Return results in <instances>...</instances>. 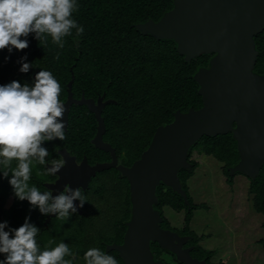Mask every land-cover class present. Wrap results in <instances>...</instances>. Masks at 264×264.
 Instances as JSON below:
<instances>
[{
    "label": "trees",
    "instance_id": "trees-1",
    "mask_svg": "<svg viewBox=\"0 0 264 264\" xmlns=\"http://www.w3.org/2000/svg\"><path fill=\"white\" fill-rule=\"evenodd\" d=\"M172 7L173 0H0V114L19 109L29 116L37 113L35 73L47 80L51 98H63L73 67L74 86H82L88 96L105 95L115 101L106 107L108 141L118 147L120 155L125 153L130 164L135 162L149 147L157 128L171 123L175 112L203 106L194 75L209 65L212 56L186 62L174 41L156 40L135 28L150 19L160 20ZM256 44L259 56L255 71L263 75L264 31L256 36ZM82 110L87 109L73 107L71 112L70 131L75 135L81 130L74 112ZM92 136L90 133L86 138V147L91 148ZM234 145L229 134L203 137L191 148L189 158L198 151L230 166L233 155L229 152ZM100 155L104 153L100 151ZM198 167L199 163L192 161V167L179 174L190 205L161 185L155 206L162 212L164 207L184 212L185 225L180 234L193 236V244L197 238L190 223L196 206L188 181ZM252 189L257 193L256 208L264 212V169ZM163 218L161 227L176 231L166 216ZM125 230L116 229L111 239L119 241ZM9 231L18 237L28 235L24 229ZM78 233L72 228L53 230L63 239ZM152 251L155 259H160L164 251L168 253L157 243L152 244ZM197 253L209 263L208 252L197 246ZM49 262L62 264L61 260Z\"/></svg>",
    "mask_w": 264,
    "mask_h": 264
},
{
    "label": "water",
    "instance_id": "water-1",
    "mask_svg": "<svg viewBox=\"0 0 264 264\" xmlns=\"http://www.w3.org/2000/svg\"><path fill=\"white\" fill-rule=\"evenodd\" d=\"M135 28L156 40L174 41L186 62L203 55L212 57L209 66L194 75L203 106L175 112L173 121L157 128L149 147L131 167L118 165L115 150L103 141L105 124L101 112L115 101L104 102L101 97L97 104L85 99L76 102L71 92L74 75L68 83V99L58 107L44 95L47 81H39L33 75L39 85L36 94L39 110L48 119L25 124L21 112H6L0 114V122L10 120L33 132H60V128L67 129L73 104L87 106L99 121L92 144L111 153L113 161L92 168L84 162L83 173L87 178L84 189L97 172L111 168H116L130 185L132 217L124 242L107 247V251L117 250L124 264H166L155 259L152 244L157 243L180 264H208L191 255L193 248H185L191 237L161 227L164 218L155 208L159 201L157 192L164 185L190 205L179 174L191 168L190 150L203 137L232 134L241 161L231 169V175L240 172L255 179L260 173L264 163V74L256 73L255 67L259 56L256 36L264 31V0H173L172 9L160 20L150 19ZM17 133L24 132L15 129L7 140ZM56 212L57 206L51 215Z\"/></svg>",
    "mask_w": 264,
    "mask_h": 264
},
{
    "label": "flooded vegetation",
    "instance_id": "flooded-vegetation-1",
    "mask_svg": "<svg viewBox=\"0 0 264 264\" xmlns=\"http://www.w3.org/2000/svg\"><path fill=\"white\" fill-rule=\"evenodd\" d=\"M72 68H70L72 72L71 79L74 75ZM33 75H36V79H39V81L46 80L38 78L37 73ZM68 83L65 86V96L63 98H51L50 94L52 92L49 90L47 82L44 95L49 98L54 107L66 103L69 95ZM74 83L75 75L71 92L73 100L76 102L85 99L93 100L97 104L98 99L101 97H104V102L114 101L106 99L105 95L88 96L82 86H74ZM35 84L34 100L38 107L37 113L32 116L25 115L22 109L11 112L15 114L21 112L25 124L49 118L46 113L39 110L36 101L39 85L36 81ZM108 105L110 103L106 107ZM83 106L86 107V111L74 112L77 114L76 118H78L75 122H78L81 130L75 135L70 131L71 112L73 107ZM106 107L101 112V117L105 124L103 141L111 145L115 150L118 165L131 167L134 162L130 164L129 159L124 158L125 153L122 152L120 155L118 147L108 141L109 130L105 120ZM86 116L88 119L84 121ZM68 117L67 129L60 128V132L51 131L48 134L42 131L33 132L27 127L23 130V128L10 120L0 122V264H49L51 260H61L62 264H88L85 256V246L91 247L89 252L94 255L97 254L99 262L105 260V264H124L118 251H107V247L121 245L124 242L125 233L119 241L111 238L114 236L116 229L125 227L127 230V223L132 217L129 182L116 168H111L97 172L96 176L89 180L88 188L84 189V183L87 178L83 173L86 168L82 164L86 162L88 164L87 167L92 168L99 164L111 163L113 157L111 153L105 152L92 144L99 127L98 117L93 111L85 105L73 104ZM84 123L85 126H83ZM15 129L22 130L24 133L14 134L7 140L8 134ZM82 129L87 132H83ZM90 133L93 134L89 139L91 148L85 145L86 138L90 136ZM229 135L232 137V134ZM226 145L232 144L227 143ZM100 151L104 155H100ZM195 153L199 154V159L189 158L191 167L192 161L199 163V167L194 172L202 167L199 160L208 157L210 158V163L212 160V162L220 164L221 175L225 178L226 184L232 189L235 187V181L237 180L242 181L243 187H248L245 199H248L249 207L251 208V213L249 214L252 218L249 219L250 221L247 224L245 222L240 224L243 226L247 225L245 227L246 230L239 233L238 231H233L231 237L237 238L239 242L240 239L244 241L245 231L251 236L258 234L261 230L264 231V212L260 208H256L257 193L252 189L253 183L259 179L264 169V163L255 179L240 172H235L231 175V169L241 161L236 141L229 152L233 155L232 161H229L230 166H228V162L220 161L212 154L205 155L198 151ZM53 186L56 188L51 190L49 187ZM193 204L196 206L193 210V216L199 206L208 209L207 205H198L194 201ZM56 206L57 212L52 216L51 214ZM160 212L164 216L163 212ZM217 214V212H213L211 219L215 218ZM114 218L115 220H113ZM256 222H260L258 229L261 230L254 227L253 223ZM69 228L78 231L77 236L63 239L59 235L53 234V230ZM11 229L28 230L26 232L28 235L23 237L15 236L9 231ZM105 229H112L114 234L106 236L105 239L99 236L96 244L93 240L87 241L89 230ZM192 231L197 238L196 244L192 243L194 242L193 236L179 234L191 237L185 248H193L191 255L199 261H205L206 257L200 259L197 253V246L204 250L200 245L201 237L198 236L196 230ZM254 242L253 244L258 248L259 255L256 260L261 262L264 259V233L261 237L259 235V238ZM9 244H12V246L8 247ZM204 251L208 252L209 263H207L213 264L212 258L216 255L215 250ZM114 252H116V255ZM163 253L167 252L164 251ZM255 255L250 258L251 261L254 257L256 258ZM160 259L163 260L162 258ZM163 261L169 264L165 260Z\"/></svg>",
    "mask_w": 264,
    "mask_h": 264
},
{
    "label": "rangeland",
    "instance_id": "rangeland-1",
    "mask_svg": "<svg viewBox=\"0 0 264 264\" xmlns=\"http://www.w3.org/2000/svg\"><path fill=\"white\" fill-rule=\"evenodd\" d=\"M198 155L194 152L192 159H199L200 156ZM199 162L202 167L195 171L189 179L188 188L195 204H204L208 207L206 209L199 206L190 223V229L196 230L198 236L201 237L200 245L204 250H215L216 255L212 258L213 264H264V259L261 262L256 260L259 256L258 248L253 244L259 238V235L261 237L264 233L263 230L258 229L260 222L253 223L256 229L261 230L258 234L251 236L245 231L244 241L240 239L239 242L237 238L231 237L233 231L239 233L246 230L247 225L240 224L243 222L247 224L250 221L249 219L252 218L249 214L251 208L248 199H245L248 187H243L242 181L237 180L235 181V187L232 189L226 184L225 178L221 175L220 164L212 162V160L210 163L208 157L199 160ZM163 212L171 227L176 229V232L181 233V229L185 225L184 212L177 213L169 207H164ZM213 212H217L220 216L217 214L215 218L211 219ZM113 234L112 229L89 230L87 241L93 240L96 244L99 236H111ZM10 246L12 244L8 245V247ZM90 248L85 246V256L88 264H98L99 257L97 254H91L89 252ZM254 254H256V258L254 257L251 261L250 258ZM161 258L169 264H178L167 253H163Z\"/></svg>",
    "mask_w": 264,
    "mask_h": 264
}]
</instances>
